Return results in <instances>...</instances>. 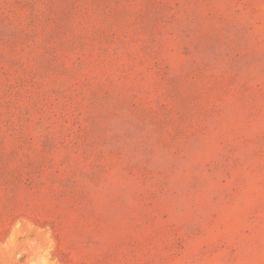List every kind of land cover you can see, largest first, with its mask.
Wrapping results in <instances>:
<instances>
[{"label": "rangeland", "instance_id": "obj_1", "mask_svg": "<svg viewBox=\"0 0 264 264\" xmlns=\"http://www.w3.org/2000/svg\"><path fill=\"white\" fill-rule=\"evenodd\" d=\"M0 264H264V0H0Z\"/></svg>", "mask_w": 264, "mask_h": 264}]
</instances>
